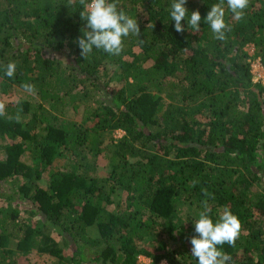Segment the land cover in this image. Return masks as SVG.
<instances>
[{"label":"trees","instance_id":"1","mask_svg":"<svg viewBox=\"0 0 264 264\" xmlns=\"http://www.w3.org/2000/svg\"><path fill=\"white\" fill-rule=\"evenodd\" d=\"M172 2L118 0L140 36L124 38L119 56L94 49L84 59L78 0H0V92L23 91L0 116V186L12 183L0 189L11 204L0 207V264L14 253L198 264L190 239L205 200L214 223L225 208L241 222L235 247L222 246L229 264H264V87L252 84L244 51L264 68V0H250L241 20L225 0L224 41L204 23L219 0H187L201 29L185 20L182 34Z\"/></svg>","mask_w":264,"mask_h":264},{"label":"clouds","instance_id":"2","mask_svg":"<svg viewBox=\"0 0 264 264\" xmlns=\"http://www.w3.org/2000/svg\"><path fill=\"white\" fill-rule=\"evenodd\" d=\"M75 2L76 0H69L70 4ZM78 2L82 6L80 17L86 22V28L82 29L83 36L77 40L80 54L84 59L92 54L94 49L102 50L110 56H119L124 50V38L130 34L140 36L137 19L130 17L119 8L118 0H78ZM186 3L187 0H173L170 5V17L172 21H175V31L182 34L185 28L181 22L186 20L188 28L199 32L201 14L197 10L191 12L189 17ZM226 3L234 18L241 20L244 18L250 0H226ZM204 23L210 26L215 39L226 40V34L231 31V26L225 21V0H219L210 7ZM16 68L15 62H9L5 66V76L13 78ZM22 87L29 94H34L36 91L35 85L32 84L25 83ZM20 111L22 109L18 110L15 117L8 118L19 120ZM6 115V105L0 102V116ZM205 195H208L206 191ZM203 209L194 223L197 235L190 239L191 254L197 259L198 264H229L232 258L222 251V246L227 244L229 247H235L241 232V222L236 215L225 208L214 223L210 218L211 209L206 200L203 202ZM162 264H166V261Z\"/></svg>","mask_w":264,"mask_h":264},{"label":"rangeland","instance_id":"3","mask_svg":"<svg viewBox=\"0 0 264 264\" xmlns=\"http://www.w3.org/2000/svg\"><path fill=\"white\" fill-rule=\"evenodd\" d=\"M244 51L247 53L248 55V64H249V68H250V75H251V80H255L257 79L259 76H261L264 73V68H262L258 61L256 60V58L254 57V51L253 48L251 46H245L244 47ZM255 79H254V78ZM16 90L14 92L20 91L18 90V88H15ZM23 92V91H22ZM20 92L21 95H18L17 93L12 94V96L7 95V94H2L0 92V102L4 103L6 105V113L12 109V105L14 102H16L18 100V98H22L23 93ZM71 117L76 120L78 119V117L76 118L75 114L73 113V111H71ZM81 112H79L78 116H80ZM122 134V132L120 130H115L113 131L112 135L113 137H119ZM56 165H60L57 161L54 162ZM107 163H106V158L105 157H99L96 160V173L97 174H103L104 172L107 171ZM45 174L42 175V179H40V181L42 182V184L45 181ZM12 183L8 182L5 185H1L0 189H1V193H5L7 194L12 188H11ZM113 197L115 198V194H113ZM10 204L9 201H4V198L0 197V207L4 208L6 205ZM11 205V204H10ZM29 208V207H28ZM30 220L32 222H35V220H37L36 216H32L30 217ZM89 235L91 237L95 236V231L93 229L89 230ZM52 236L58 241L59 246L64 250L67 251L66 246H64V243L62 241H60V239L58 238V236L52 234ZM9 248L12 247V245L8 246ZM14 256L10 257V258H6L7 264H54L55 262V258L53 257H49V256H44L42 259H38L35 257V255L29 254L26 256L20 255V254H13ZM1 256V255H0ZM140 258H146L145 256H141ZM146 262H149L147 259H144ZM163 261H161L159 264H162ZM147 264V263H146Z\"/></svg>","mask_w":264,"mask_h":264},{"label":"built area","instance_id":"4","mask_svg":"<svg viewBox=\"0 0 264 264\" xmlns=\"http://www.w3.org/2000/svg\"><path fill=\"white\" fill-rule=\"evenodd\" d=\"M251 81H252V84H255V85L258 84L261 87H264V73L261 76H259L257 79L251 80ZM140 257H141V255L137 256V258H136L137 264H146V263L147 264H151L150 260H147L149 262H146L144 260V259H147V258H140Z\"/></svg>","mask_w":264,"mask_h":264}]
</instances>
